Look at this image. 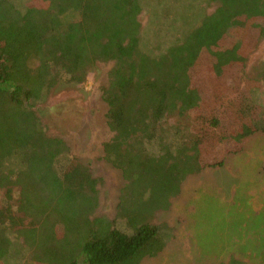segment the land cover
<instances>
[{
    "label": "trees",
    "instance_id": "obj_1",
    "mask_svg": "<svg viewBox=\"0 0 264 264\" xmlns=\"http://www.w3.org/2000/svg\"><path fill=\"white\" fill-rule=\"evenodd\" d=\"M29 1L0 0V264L156 257L171 234L149 222L151 213L169 205L186 176L225 163L208 159L210 150L199 145L228 133L200 109L201 95L205 103L215 93L207 110L231 115L244 131L240 139L264 133V107L235 85L208 82L232 62L218 53L224 45L240 70L236 80L257 90L259 81L244 69L264 40V0ZM244 32L251 38L240 39ZM102 63L112 68L102 89L107 137L99 147L126 182L114 219L93 217L101 179L64 138L48 134L36 111L57 85L83 83ZM199 110L191 146L178 145L180 138L166 146L161 131L169 115ZM13 233L32 248L26 257Z\"/></svg>",
    "mask_w": 264,
    "mask_h": 264
},
{
    "label": "rangeland",
    "instance_id": "obj_2",
    "mask_svg": "<svg viewBox=\"0 0 264 264\" xmlns=\"http://www.w3.org/2000/svg\"><path fill=\"white\" fill-rule=\"evenodd\" d=\"M215 8L216 4H211L208 11L213 12ZM257 31L256 27L251 31L253 41L260 37ZM239 35L240 39L251 36L249 32ZM222 47L224 45L218 49L219 55L232 62L223 66V74L221 69H216L217 77L209 76L208 82L235 85L245 98L264 107V82H261L264 81V40L248 57L244 69L252 80L259 81L257 90L244 86L242 76L236 80V75H241L240 70L237 65H232L233 54L229 48ZM211 65L212 61L208 59V67ZM111 68V63L98 64L83 83L57 85L47 102L36 111L42 122L49 125L48 134L64 138L73 153L87 159L94 176L101 179L99 203L93 217L114 219L120 213L119 204L126 182L122 171L103 159L99 147L107 137L108 107L102 100V89L110 83ZM210 94L213 98L205 103L201 95L200 109L209 112L212 119L221 120V125L227 128V139L204 142L200 139L199 145L210 150L208 159H222L224 166L206 168L186 176L180 191L169 198V205L151 213L149 222L166 227L164 231L171 234V239L161 253L146 257L140 264H232L233 260L242 261V264H264V133L240 139L244 131L235 130L231 115L207 110L206 106L215 97L213 91ZM200 111H192L186 116L177 112L169 115L167 126L161 131L165 145L180 138L178 145L185 142L191 146L198 137L195 132ZM2 198L0 191V205L4 203ZM12 237L14 242L27 249L24 257L29 255L32 248L26 246L24 237L17 238L15 233ZM23 260L24 264H33Z\"/></svg>",
    "mask_w": 264,
    "mask_h": 264
},
{
    "label": "crops",
    "instance_id": "obj_3",
    "mask_svg": "<svg viewBox=\"0 0 264 264\" xmlns=\"http://www.w3.org/2000/svg\"><path fill=\"white\" fill-rule=\"evenodd\" d=\"M246 75H247V73H246ZM247 77H248L249 79H251V77H249L248 75H247ZM261 82H264L263 79L261 80ZM263 166H264V165H263ZM259 172H260V171H259Z\"/></svg>",
    "mask_w": 264,
    "mask_h": 264
}]
</instances>
